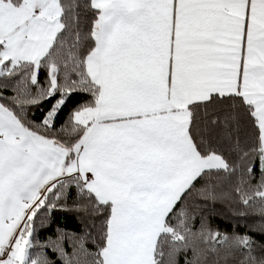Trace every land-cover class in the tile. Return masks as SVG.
<instances>
[{"label":"snow or ice","instance_id":"1","mask_svg":"<svg viewBox=\"0 0 264 264\" xmlns=\"http://www.w3.org/2000/svg\"><path fill=\"white\" fill-rule=\"evenodd\" d=\"M0 264H264V0H0Z\"/></svg>","mask_w":264,"mask_h":264},{"label":"trees","instance_id":"2","mask_svg":"<svg viewBox=\"0 0 264 264\" xmlns=\"http://www.w3.org/2000/svg\"><path fill=\"white\" fill-rule=\"evenodd\" d=\"M213 223L220 224L221 221L220 220H216V221H213ZM221 226H223V225H221Z\"/></svg>","mask_w":264,"mask_h":264}]
</instances>
